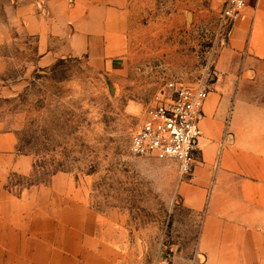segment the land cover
<instances>
[{"label": "rangeland", "instance_id": "374dc122", "mask_svg": "<svg viewBox=\"0 0 264 264\" xmlns=\"http://www.w3.org/2000/svg\"><path fill=\"white\" fill-rule=\"evenodd\" d=\"M125 1L124 46L103 68L87 56L42 67L37 38L19 26L0 44V131L32 161L5 188L42 210L6 239L27 251L12 264H207L200 218L179 195V162L139 158L131 144L167 84L213 83L228 0ZM19 3L0 0V21Z\"/></svg>", "mask_w": 264, "mask_h": 264}, {"label": "crops", "instance_id": "0c3cea01", "mask_svg": "<svg viewBox=\"0 0 264 264\" xmlns=\"http://www.w3.org/2000/svg\"><path fill=\"white\" fill-rule=\"evenodd\" d=\"M125 4L20 0L9 10L13 20L0 21V44H9L13 26H19L37 38L40 66L87 56L103 68L124 46ZM213 73L201 120L200 159L193 174L182 177L179 195L183 207L200 218L197 250L207 264H264V0L247 1ZM31 169V159L17 154L16 135L0 131V255H7L0 264L27 253L6 239L22 237V219L42 212L36 210L38 200L17 198L5 188L11 173L27 175ZM33 210L36 214L28 213ZM100 259L94 264H112Z\"/></svg>", "mask_w": 264, "mask_h": 264}, {"label": "built area", "instance_id": "2783aa9c", "mask_svg": "<svg viewBox=\"0 0 264 264\" xmlns=\"http://www.w3.org/2000/svg\"><path fill=\"white\" fill-rule=\"evenodd\" d=\"M247 1L228 0L225 12L228 37ZM212 84L202 82L194 87L167 84L134 134L131 152L139 158L176 160L182 176H191L200 159L201 120ZM229 126L230 121L226 124V134Z\"/></svg>", "mask_w": 264, "mask_h": 264}]
</instances>
